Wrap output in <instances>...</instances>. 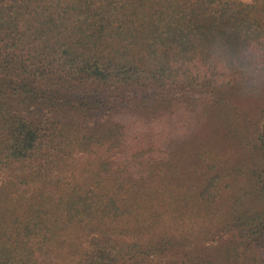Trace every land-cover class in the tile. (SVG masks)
Masks as SVG:
<instances>
[{"label":"trees","instance_id":"obj_1","mask_svg":"<svg viewBox=\"0 0 264 264\" xmlns=\"http://www.w3.org/2000/svg\"><path fill=\"white\" fill-rule=\"evenodd\" d=\"M0 264H264V0H0Z\"/></svg>","mask_w":264,"mask_h":264},{"label":"rangeland","instance_id":"obj_2","mask_svg":"<svg viewBox=\"0 0 264 264\" xmlns=\"http://www.w3.org/2000/svg\"><path fill=\"white\" fill-rule=\"evenodd\" d=\"M251 106H253V105H251ZM185 108L187 109L188 106L186 105ZM185 108H183V109H185ZM183 109L177 110L175 108L176 112H173V114H172V120L174 122V126L175 127L176 126L179 127V124H180V128H181V131L179 129H175V131H174L175 134L177 135L176 138H178V139H180L182 136H184L185 138H187L186 137V135H187L186 133H187L188 129H187V125H185V124H186V122H187V120L189 118L188 117L189 114H188V112H186ZM178 134H180V136H178Z\"/></svg>","mask_w":264,"mask_h":264}]
</instances>
